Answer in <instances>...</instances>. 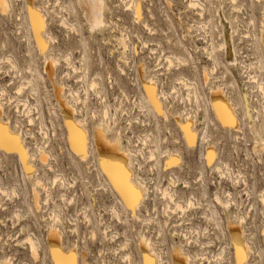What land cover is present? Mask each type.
Wrapping results in <instances>:
<instances>
[{
    "label": "rangeland",
    "instance_id": "374dc122",
    "mask_svg": "<svg viewBox=\"0 0 264 264\" xmlns=\"http://www.w3.org/2000/svg\"><path fill=\"white\" fill-rule=\"evenodd\" d=\"M199 1L205 8L203 17L188 7L189 0H169L171 7L166 0H141L143 17L136 21L132 12L126 10L124 0H105L111 10L105 13L109 25L91 30L76 0H32V6L41 7L47 16L45 52L61 57L51 78L44 70L45 56L36 45L24 0H10L11 12L0 13V90L4 94L0 102L5 114L2 117L9 119L11 128L20 134L27 151L34 155L28 166L35 171L30 177L23 158L0 148V186L8 189L16 186L15 191L18 190L13 195L0 193V258L8 257L13 264H52L47 237L50 228L56 227L62 231L63 247L77 248L79 264L85 261L127 264L122 257L129 251L132 264H142L139 246L142 234L156 243L164 261L171 259L174 248L182 245L195 257V264H210L197 259L196 254L214 258L222 247V264H236L227 229L229 220L236 221L242 214L255 249L249 262L264 264V199L261 198L264 149L253 151L255 135L250 125V117L258 114V122L264 126V91L254 82L259 77L264 83V48L259 35L264 0ZM209 18L216 46L223 40L222 28L230 34L232 25L237 27L233 40H228L231 56L237 58L236 65L229 64L223 46L216 49L219 66L215 67L209 59L206 47L211 35L206 31L210 29L203 28ZM62 19L74 28L65 27ZM122 32L129 34L126 64L120 58L123 50L118 38ZM69 54L77 72L65 61ZM173 55L185 57L187 64L172 61L168 68L166 57ZM82 56L86 57L88 68L84 79L80 68ZM251 62L260 63L262 70L257 68L259 64H254L256 69H245L244 65ZM29 66L37 70L36 94L26 83L31 76ZM204 68L211 72L209 82L203 77ZM123 69L125 73L121 72ZM147 73L154 74L159 90L166 93L165 97L163 93L160 95V100L168 121L140 98L144 95ZM255 74L253 80L249 78ZM180 77L193 84H190L193 91L195 85L198 100L195 101L192 92L188 94ZM92 80H96V89L90 86ZM214 84H221L237 103L241 131L222 126L215 117L209 105V89ZM72 93L76 95L73 97ZM21 100L28 103L31 117L28 118ZM59 102H70L77 109L75 117L85 119L92 140L85 160L71 150ZM186 117L195 121L194 145L187 144L179 125ZM31 118L33 122L29 123ZM101 122L110 125L111 138H119L124 148L132 150L133 180H141L148 187L138 211L143 219L132 216L101 172L93 142L94 129ZM205 130L210 136L208 142L203 138ZM155 146H158V158L150 160L149 149ZM209 146L216 151L211 167L206 159ZM38 147L46 150V163L40 160ZM171 156L179 163L166 166ZM35 186L39 206L35 203ZM164 188L174 190L176 201L184 208L190 199L196 203L195 207L186 206L189 209L184 214L176 210L169 198L162 197ZM216 193L224 201H231L228 208L217 204ZM168 204L176 211L167 208ZM208 207L215 210L219 225L208 220ZM181 232L190 236V246H186ZM28 234L37 237L40 243L36 261L30 254ZM126 240L128 249L124 245Z\"/></svg>",
    "mask_w": 264,
    "mask_h": 264
},
{
    "label": "bare ground",
    "instance_id": "6f19581e",
    "mask_svg": "<svg viewBox=\"0 0 264 264\" xmlns=\"http://www.w3.org/2000/svg\"><path fill=\"white\" fill-rule=\"evenodd\" d=\"M32 0H24V3H25V6L27 7V13H28V17H29V20H30V26H31V29L33 31V35L35 36V39H36V45L39 49V51L45 56V72L46 74H48L49 77H53L54 75V69L57 65L58 62H60V58H58L57 55L55 54H47L45 52V50L41 47V44H40V41L37 39V35H36V30H35V27L33 26L32 24V20H31V13L29 11L30 8H35L38 12H40L42 14V17H43V22H44V28L41 32V36L45 42V44H47V39L44 37V35L46 34V30H47V16H46V13L41 9V7L39 6H35L33 5L32 6V3H31ZM126 2V5L127 4H139L141 3V0H140V3L138 0H124ZM167 1V4L169 3V6H170V2L169 0H166ZM61 2V1H60ZM232 2L236 3L235 0H232ZM103 3H104V7H103V10H102V16H103V20H102V27H99V28H105L107 27L109 24H108V21L106 20V12L109 11V13H111V10L110 8L107 6V3L105 2V0H103ZM57 4L59 5V7L61 9H65V6H63L62 4H60L58 1H57ZM76 4L77 6L80 8V10L83 12V15H84V18L86 20V22L88 23V25H90V29L91 30H95V29H98V28H93V25L95 23V20H96V12L99 11L98 8H95L94 5L96 4V0H76ZM152 5V4H151ZM191 5H199L198 7H194V6H191ZM141 6V5H140ZM171 7V6H170ZM188 7L189 8H193L194 10H197V14L201 17H203L204 15V12H205V8H204V5L199 1V0H189L188 2ZM67 9V8H66ZM65 9V11H66ZM141 9V7H140ZM149 9V8H148ZM126 10L128 11H131L133 16H134V19H136V21H140L141 20V13L142 12V9L141 11L139 12V14H137V11L135 9V6H133L132 8H129L126 6ZM209 10V9H208ZM11 12V4H10V0H0V13H2L3 15L4 14H8ZM181 18V17H180ZM210 22H212L210 20V18L204 22L203 24V28L204 29H207L209 28V25L211 26L212 23L210 24ZM148 23V22H147ZM207 23V24H205ZM220 23L222 24V22L220 21ZM62 24L65 26V27H72V25H70V23L66 20V19H62ZM251 24V23H250ZM147 26V24H146ZM74 28V26L72 27ZM71 28V29H72ZM150 28V27H149ZM232 33L228 34L225 29L222 28L221 30V36H223V40L220 44H218L217 46L214 44V41H213V37H212V30H208L207 29V33H209L211 35V40H210V43H209V47H206L207 49V54L209 56V59L213 62V64L215 65V67L218 65L219 66V61H218V57L216 55V49L218 47H221L223 46V48H225V56H226V59L227 61L229 62L230 65H233L235 64L236 65V61H237V58H235V56H231V47L230 45L228 44V40H233L232 39V36L233 34L237 33V27H234L232 25ZM76 29V28H75ZM114 29V28H113ZM191 29V28H190ZM150 30V29H149ZM162 30V29H161ZM74 31V30H72ZM164 32V31H163ZM251 32V31H250ZM247 33V32H246ZM129 35V34H127ZM127 35L122 32L120 34V37L118 38L119 41H120V44L122 45L121 48H122V60L125 62V64L127 63V58H125L124 56H126L125 54V50L127 51L128 49V45H127ZM247 35V34H246ZM249 35V34H248ZM260 40H261V43H262V47L264 48V17H263V22L261 24V28H260ZM50 36V35H49ZM137 36V35H136ZM129 37V36H128ZM129 40V39H128ZM172 40V39H171ZM170 40V41H171ZM140 42V41H139ZM144 44H147L148 43H144ZM176 45V44H175ZM220 50V48H219ZM222 50V49H221ZM235 50V49H234ZM233 50V51H234ZM170 51V50H169ZM69 56V57H68ZM66 58H65V61L67 62L68 65L72 66V69L74 71L77 72V68L75 66H73L72 64V61L70 59V54L68 55ZM121 56V55H120ZM64 57V56H63ZM119 58V60H120ZM166 60L169 62V67L170 68V65L172 66V61L173 62H177L179 64H183V65H186L188 60L185 58V57H181V56H168L166 57ZM175 60V61H174ZM254 64H256L255 62H251L249 64H245L243 63L244 65V68H250V69H256V66H254ZM259 64V65H257ZM257 68L260 70L262 68V66L260 65V63L257 62ZM14 65V64H13ZM80 68L83 69V73L84 75L82 76L83 79L86 77V74H87V64H86V57L85 56H82L81 58V61H80ZM212 69V68H211ZM215 69V68H213ZM121 70V69H120ZM262 70V69H261ZM28 72L31 74L30 78L26 81V83H29L30 89L34 90L33 93L37 92V88H36V85H35V78H34V75L36 74L37 70L36 68L32 67V66H29V69H28ZM121 72H124V69L123 71ZM215 72V71H214ZM255 72V71H254ZM125 73V72H124ZM152 73V72H151ZM213 73V72H212ZM256 73V72H255ZM202 74H203V77L205 79V81L207 82L208 79H209V75L211 74V72L207 69V68H204L203 71H202ZM257 74H255L254 76H250L249 78L250 79H254V77H256ZM145 78V82L143 84V88H144V95L142 94L140 98H142L143 100L147 101V103H149V106L150 107H153L155 108L156 111L160 112L161 110H163V102L161 104V100H160V95L162 94V96L164 95L165 92H162V90H159V87H158V81L156 79V77L154 76V74H149L147 73V76L144 77ZM181 78V77H180ZM212 78V77H211ZM259 77H257L256 80H254V82L257 83V87L262 89L264 88V83L262 81H260V79H258ZM94 79V78H93ZM97 80V79H96ZM95 80V81H96ZM210 80V79H209ZM94 80L91 81L90 83V86L92 87V84L95 83L97 85V83L95 82ZM98 81V80H97ZM190 81V80H189ZM137 82V81H136ZM135 82V83H136ZM209 82V81H208ZM100 83V82H99ZM181 84L185 87V89L188 90V94L189 93H193V97L196 98V100H198L200 97L197 96V93H195V90L197 92V89L194 85L193 89H195L194 91L192 90L190 84L191 83H188V79L184 78L182 79L181 78ZM208 84V83H207ZM99 85V84H98ZM193 85V84H191ZM27 86V84H26ZM147 86H152L155 88V97H156V100L159 102L160 104V109H157L151 96L149 95L148 93V88ZM25 87V85H24ZM29 87V86H28ZM27 87V88H28ZM99 86H97L98 88ZM96 89V88H95ZM99 89V88H98ZM101 89V88H100ZM18 90V89H17ZM21 89L19 88V91ZM59 91L57 92H61L60 89H57ZM209 93H210V97H209V105H210V108L211 110L213 111L215 117L218 119V121L221 123L222 126L224 127H228L230 129H235V130H240L239 127H240V123H239V117L237 116V103H234L232 101V99L230 98V95L228 94V92L221 86V84H214L211 89H209ZM5 91V90H4ZM100 91V90H99ZM56 92V93H57ZM98 93V92H97ZM71 94V92H70ZM166 94V93H165ZM3 91L0 90V97L2 98L3 96ZM57 95H59L57 93ZM74 95L76 94H73L71 96L74 97ZM190 95V94H189ZM188 95V97H190ZM60 96V95H59ZM58 97V96H57ZM77 97V96H76ZM165 97V95H164ZM59 98V97H58ZM78 98V97H77ZM60 101V100H58ZM144 101V102H145ZM21 104L24 106L25 110H26V114L28 115V118L31 117V115L29 114L30 113V108H29V105L26 101L24 100H21ZM200 103V102H199ZM60 104V107L62 109V114H63V119H64V123H65V126L67 128V133H68V139H69V144L71 146V150L73 151L74 154L78 155L80 158H82L83 160H85L87 157H88V154H89V150H90V145L92 144V140L90 139V135L88 132V129L86 127L87 124H85V119H77L75 117V114L78 113L77 112V109L74 107L71 106V103L70 102H59ZM197 104H198V101H197ZM202 105V104H201ZM247 107H249L248 105V102L246 103ZM197 106V105H196ZM200 105H198L197 107H199ZM207 106V105H206ZM152 108V109H153ZM201 108V106H200ZM205 108V107H204ZM154 110V109H153ZM208 110V109H206ZM205 110V111H206ZM164 112V111H163ZM208 112V111H207ZM231 114V116H233L235 118V125H233L232 121L228 118V114ZM107 115V112L105 113ZM160 114V113H159ZM167 112L165 111L163 113V115L161 116H164L165 120H167ZM4 110H3V104L0 102V124H3L5 126H7V129L8 131L12 134V135H15V136H20V134H18L16 131H14L12 128H11V125L9 123V119L7 121V118H3L2 116H4ZM208 116V115H206ZM190 118H185L183 122L179 123L180 125V128L181 130L183 131L184 133V137H185V140L187 142L188 145H194L195 144V140H196V129H195V121L190 119ZM31 119H29V121H31ZM88 121V120H87ZM168 121V120H167ZM259 115L257 114L256 116H252L250 117V125H251V128H252V131L255 135V144H254V147H253V151L254 152H258L260 150H263L264 149V126L262 124H260L259 122ZM33 122V120H32ZM18 123V122H17ZM17 127H20L18 124H16ZM73 126L80 130L81 132H83L84 134V144H83V147H84V150L87 152V156L85 158V155L83 153V151H80L78 150L79 148V138H77V147H74L73 146V137H74V131H73ZM109 127L110 125L109 124H104V123H97L96 127H95V136H94V140L93 142L95 143V150L97 152V157L99 159V164H100V169H101V172H103L105 174V176L109 179V181L111 182V184L114 186L117 194L121 197V199L124 201L126 207L131 211L132 213V209L129 207V205L126 203L124 197L121 195V193L119 192V190L117 189L116 187V184L114 183L112 177L109 175V170L113 171V174L117 176V179L120 178V173H119V169H124V170H127L128 172L131 173V179H130V183L133 185V187H135L137 190H139L142 195H143V198L140 200L139 204L137 205L136 209H135V215H133L132 213V216L135 218V219H139L142 218L141 215L138 213L139 209H140V206L141 204L144 202V200L146 199V195L148 194V187L145 185V183L141 180L139 181H135L133 180V167H132V150L130 148H124L122 146V144L120 143V140L119 138H116V139H113L111 138V134L110 132L108 131L109 130ZM186 128H190V131L191 133L193 134V137L192 139L190 140L189 139V135H188V132L185 131ZM21 137V136H20ZM207 137H210L207 133V131L205 130V132L203 133V138L204 140L206 139L207 140ZM209 139V138H208ZM208 142V140H207ZM21 143L24 145L26 151H27V147H26V144L24 142V139L21 138ZM209 144H211L209 142ZM4 150V152L6 153H9V154H18L21 158H23L19 151L18 150H14V151H8L4 148H1ZM38 152L40 153V160H43L45 162V160H47V152L45 149H42L41 147H38ZM149 156L148 158H150V160H155L158 158V146H155V148H151L149 149ZM210 150H214L215 151V148L213 147H208L207 148V151H206V159H208V154H209V151ZM93 151V150H92ZM28 152V156H29V159H28V165H30V160L34 159V155L32 156L31 153L29 151ZM94 153V152H93ZM171 154V153H170ZM215 154H216V151H215ZM173 155V153H172ZM169 156V154H168ZM216 156V155H215ZM153 157H155V159H153ZM85 158V159H84ZM175 157L171 156L169 159H168V163H166V166L169 165V161L170 160H175L174 159ZM47 162V161H46ZM45 162V163H46ZM105 165L108 166V168L106 169ZM173 165V164H171ZM175 165V164H174ZM31 167V166H30ZM219 170H221V168L219 167ZM98 171V170H97ZM26 172V171H25ZM30 177L33 176L32 175V172L30 174V172H27ZM203 173V172H202ZM229 173V172H228ZM34 174V173H33ZM36 175V174H35ZM27 177V175H26ZM29 177V176H28ZM29 177V178H30ZM57 177V175L55 176V178ZM34 179L36 177H33ZM35 180H38V179H35ZM42 181V180H41ZM35 183H37V181H35ZM39 183V182H38ZM37 185V184H35ZM41 185V183H40ZM15 187H10V189L4 187V186H0V193L2 195V193H4L3 195H5V193H7V195L9 194H15L16 190L15 191ZM36 187V186H35ZM34 187V188H35ZM33 188V190H35L37 188V192L35 193L34 192V196H35V203L36 205L38 204V201L39 199H37V197L39 198L38 196V187H36L35 189ZM42 188V187H41ZM17 189V188H16ZM36 191V190H35ZM47 191V189H46ZM38 193V194H37ZM165 193H167V195H165ZM263 193V192H262ZM162 194H163V198L166 200L167 198H169V200L171 202H173L174 204V208L176 210H181L184 214L185 212V209H186V212L187 210L189 209V204H191V207H195L196 203L193 202L191 199L188 201V203L186 204V207L184 208V205L179 202V201H176V198H175V192L174 190H169L168 188H164L163 191H162ZM263 196V195H262ZM264 199V197H262ZM9 197V196H8ZM215 200L217 202V204H219L220 206H224V207H229V203H231V201L227 200V201H224V199L219 195V194H215ZM47 201V200H46ZM193 203H192V202ZM264 201V200H263ZM44 203V202H43ZM195 204V205H194ZM264 204V202H263ZM39 206V205H37ZM171 207L170 210H175L174 208L172 209L173 206H170L169 204L167 205V208ZM37 208H40V207H37ZM116 208V207H115ZM114 208V211H116V216L118 218V214H117V211L118 210H115ZM210 209V217L208 218V220H212V221H215L216 224H218V221L216 219L215 216L216 215V212L214 209L208 207ZM118 209V208H117ZM39 210V209H38ZM175 210V211H176ZM37 211V210H36ZM113 211V212H114ZM121 211V209H120ZM119 211V213H121ZM174 211V212H175ZM21 212V211H20ZM173 212V213H174ZM185 212V213H186ZM115 213V212H114ZM24 214V213H23ZM56 218H58V215L56 213H54ZM15 215V214H14ZM17 215V214H16ZM115 215V214H114ZM86 216V215H85ZM120 216V215H119ZM170 217V216H169ZM55 218V219H56ZM61 218V217H60ZM121 218V217H119ZM118 218V220H119ZM17 219V218H16ZM54 219V220H55ZM143 219V218H142ZM182 219V217H181ZM59 220V219H58ZM151 220V218L149 219ZM238 220V221H237ZM236 221H233V220H229V227H228V232H229V236H230V241H231V244L234 248V258H235V262L236 264H238V261H237V244L239 243L241 246L244 247L245 249V252H246V264H251L249 262V259H250V254L251 253H255V249L254 247H252V243H250V235L251 234H247V229L245 228L244 226V223H245V218L244 216H242V214L240 215L239 219L237 218ZM57 221V220H56ZM120 221V220H119ZM123 220H121L122 222ZM145 221V220H143ZM152 221V220H151ZM182 221V220H181ZM234 222H237V223H234ZM56 223V222H54ZM168 223V221L166 222ZM182 223V222H181ZM219 225V224H218ZM57 226V225H56ZM197 230V229H196ZM159 231V230H158ZM199 231V230H198ZM28 232V231H27ZM162 232L161 230L159 231V233ZM185 232V231H184ZM184 232H181L180 233V236L183 238V240L185 241L186 243V246H190L191 243H192V240L190 239V236H188L187 233H184ZM106 233V231H105ZM124 233V232H123ZM159 233H158V236H159ZM178 234V233H177ZM29 236H27V243L29 245V249H30V254L31 256L33 257V259L36 261V259L38 260L39 258V252H38V248L40 247V243H39V240L37 237H30V234H28ZM173 235H176V233L174 232ZM179 235V234H178ZM162 236V235H161ZM262 236L264 238V230L262 232ZM126 237V235H125ZM127 238V237H126ZM110 239H113V237ZM47 240H48V247H49V251H50V255H51V262L52 264H57V260H56V257L53 255V250H59V252L62 254V258L67 260L69 258V255L71 253H75V259H76V262L77 264H79V252L77 250L76 247H74L72 250H68L66 248L63 247L62 245V231L56 227H51L50 228V231L48 232V237H47ZM195 241V239H193ZM26 241V240H25ZM252 242V241H251ZM128 244V245H127ZM196 244V243H195ZM125 247L126 245L129 246V241L126 240V242L124 243ZM123 245V246H124ZM35 246V253H33V247ZM122 246V245H121ZM139 246H140V254L142 256V264H145V257H151V258H154L156 261H157V264H195L194 261H195V257L192 256L189 251L187 250L186 247H183L182 245H179L178 248H174L173 250V254L171 256V259H167L164 261V259L162 258V255H160V250H158V248H156V243L155 242H152L150 238H148L145 234H142L141 237H140V242H139ZM123 248V247H122ZM128 249V247H126ZM124 249V248H123ZM222 249H224L222 247ZM221 249L220 252L217 253V255L214 257V258H211L207 255H201L200 253L199 254H196V257L198 256L197 259H201V260H207V261H210V264L212 261H215L213 264H222V260L224 258V254L222 255L221 252H223V250ZM226 250V249H225ZM224 250V251H225ZM224 253V252H223ZM259 255V254H258ZM14 256V255H13ZM126 256H130L132 257V253L129 251L128 253L125 254L124 257H122L123 259H125ZM200 256V257H199ZM261 257V255H259ZM12 259V258H11ZM11 261V260H10ZM9 261V258L8 257H1L0 258V264H13ZM85 261V260H84ZM85 264H89L88 262L85 261ZM100 264H106L105 262L103 263H100ZM199 264H203V262H200Z\"/></svg>",
    "mask_w": 264,
    "mask_h": 264
},
{
    "label": "snow or ice",
    "instance_id": "6c2138e0",
    "mask_svg": "<svg viewBox=\"0 0 264 264\" xmlns=\"http://www.w3.org/2000/svg\"><path fill=\"white\" fill-rule=\"evenodd\" d=\"M129 8H132L135 6V9L137 11V14L140 12V5L137 3L135 5L133 4H127L126 5ZM194 7H198L199 5H191ZM95 8H98L99 11L96 12V20L93 25V28H99L102 27V10L104 7L103 0H96V4L94 5ZM31 13V20L32 24L35 27L37 39L40 41L41 47L46 51L47 50V44H45L41 32L44 28V22L43 17L40 12H38L34 7L29 9ZM145 27H147L145 25ZM11 63V61H9ZM92 88H96V84H92ZM148 93L151 96L155 106L157 109H160V104L156 100L155 97V88L152 86H147ZM261 91H264V88L261 89ZM160 114L163 115V111H160ZM228 118L232 121L233 125H235V118L231 116V114H228ZM31 123V121H29ZM74 131V137H73V146L77 147V138H79V148L78 150L83 151L85 157L87 156V152L84 150L83 144H84V134L80 130L76 129L73 126ZM185 131L188 132L189 139L191 140L193 137V134L190 131V128H186ZM0 148H4L8 151H14L18 150L20 155L23 157L25 168L28 172H34L35 169L28 166V152L26 151L24 145L21 143V137L12 135L8 129L7 126L0 124ZM215 151L210 150L208 154V165L211 167L213 165V161L215 159ZM155 159V157H153ZM173 163H179L178 159L170 160L169 165ZM106 169L108 168L107 165H105ZM120 178L117 179V176L113 174V171L109 170V175L112 177L114 183L116 184L117 189L121 193V195L124 197L126 203L129 205V207L132 209L133 215H135V209L137 205L139 204L140 200L143 198L142 193L137 190L133 185L130 183L131 179V173L124 169H119ZM167 195V193H165ZM264 195V194H262ZM189 207H191V204H189ZM33 253H35V246L33 247ZM53 255L56 257L57 264H77L75 259V253H71L69 255V258L67 260L62 258V254L59 252V250H53ZM125 260L127 264H132V258L130 256H126ZM237 261L238 264H246V252L243 246H241L239 243L237 244ZM145 264H157V261L154 258L151 257H145Z\"/></svg>",
    "mask_w": 264,
    "mask_h": 264
}]
</instances>
